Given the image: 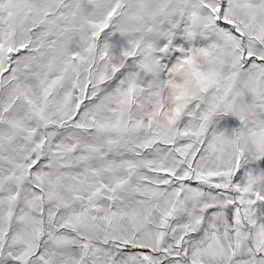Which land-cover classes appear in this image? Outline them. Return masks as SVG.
<instances>
[{
	"label": "snow or ice",
	"instance_id": "snow-or-ice-1",
	"mask_svg": "<svg viewBox=\"0 0 264 264\" xmlns=\"http://www.w3.org/2000/svg\"><path fill=\"white\" fill-rule=\"evenodd\" d=\"M0 264H264V0H0Z\"/></svg>",
	"mask_w": 264,
	"mask_h": 264
}]
</instances>
